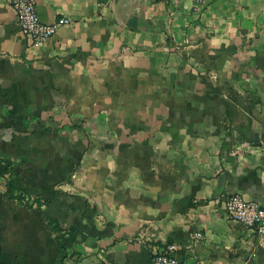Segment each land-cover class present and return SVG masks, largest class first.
<instances>
[{
    "label": "crops",
    "instance_id": "1",
    "mask_svg": "<svg viewBox=\"0 0 264 264\" xmlns=\"http://www.w3.org/2000/svg\"><path fill=\"white\" fill-rule=\"evenodd\" d=\"M33 1L71 24L0 0V264H264V0Z\"/></svg>",
    "mask_w": 264,
    "mask_h": 264
},
{
    "label": "built area",
    "instance_id": "2",
    "mask_svg": "<svg viewBox=\"0 0 264 264\" xmlns=\"http://www.w3.org/2000/svg\"><path fill=\"white\" fill-rule=\"evenodd\" d=\"M160 3L180 2L181 0H154ZM192 11L199 13L217 0H190ZM8 5L14 12L19 32L28 42V47L40 48L47 40L52 38L56 31L71 24L67 18L60 17L50 23L42 22L36 12L33 0H8ZM227 218L235 221L253 235H264V205L253 200H247L240 194H233L225 200ZM193 239L200 240L202 235L195 233ZM179 250L177 244H165L153 249L152 255L145 264H180L176 258Z\"/></svg>",
    "mask_w": 264,
    "mask_h": 264
}]
</instances>
